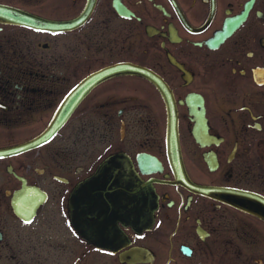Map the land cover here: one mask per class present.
I'll return each mask as SVG.
<instances>
[{
  "label": "flooded vegetation",
  "instance_id": "obj_1",
  "mask_svg": "<svg viewBox=\"0 0 264 264\" xmlns=\"http://www.w3.org/2000/svg\"><path fill=\"white\" fill-rule=\"evenodd\" d=\"M0 264H264V0H0Z\"/></svg>",
  "mask_w": 264,
  "mask_h": 264
},
{
  "label": "water",
  "instance_id": "obj_2",
  "mask_svg": "<svg viewBox=\"0 0 264 264\" xmlns=\"http://www.w3.org/2000/svg\"><path fill=\"white\" fill-rule=\"evenodd\" d=\"M128 70H132V68H128ZM122 71V70H121ZM120 69L117 67H111L97 72L96 74L90 76L88 79L84 80L82 84L79 85L72 93L73 98H82L85 94L95 85L97 82L102 80L103 78L112 76L114 74H119ZM65 122V117L59 113L53 120L51 126L37 138L36 142H44L45 140L51 139L54 134L57 132V129ZM107 164V163H106ZM104 168H102L103 170ZM108 169V168H107ZM89 183L92 185L93 178L89 180Z\"/></svg>",
  "mask_w": 264,
  "mask_h": 264
}]
</instances>
